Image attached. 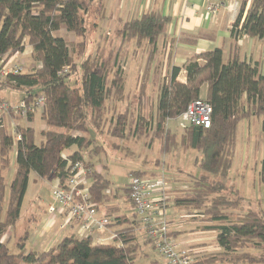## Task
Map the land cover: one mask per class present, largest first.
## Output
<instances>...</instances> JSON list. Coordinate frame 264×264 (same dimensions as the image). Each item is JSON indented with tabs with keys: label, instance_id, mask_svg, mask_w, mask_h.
<instances>
[{
	"label": "trees",
	"instance_id": "16d2710c",
	"mask_svg": "<svg viewBox=\"0 0 264 264\" xmlns=\"http://www.w3.org/2000/svg\"><path fill=\"white\" fill-rule=\"evenodd\" d=\"M104 17V0H0V57L9 60L29 46L35 63L31 71L10 77V87L0 86V91L39 90L40 95L29 93L24 101L34 106L43 96L44 105L35 107L25 119L32 123L35 111L41 109V119L46 124V129L41 131L42 141L37 145L32 127L15 125V132L20 136L16 140L0 119V264H136L139 250L136 224L128 217L110 219L113 214L108 215L109 226L127 224L115 231L114 244L95 243L92 237L66 236L44 251H27L28 235L25 234L16 244L18 252L12 254L9 245L3 241L20 220L30 175L34 173L43 181L64 183L71 175V163L82 162L92 168L88 176L89 189L97 208L118 198L123 191L135 211L129 182L127 187L116 188L111 198L113 183L91 164L103 147L87 136V125L89 120L99 128L106 102L110 98L116 101L124 98L125 74L119 67L124 47L132 41L139 46L146 43L150 48V61L158 53V41L166 36L172 18L151 11L123 22L116 31L121 43L115 52L111 49L105 57L97 51L96 56L85 57L87 35L97 31ZM62 29L82 38L76 44L78 59L85 57L81 63L74 61L70 43L56 36ZM231 33L235 43L244 36L263 40L264 0H253L247 10L244 4ZM65 68H68V74L62 75ZM169 70L157 97V122L149 130L153 129L163 154L170 153L178 145L184 151L199 153L195 166L201 170V175L195 178L192 191L173 200L170 198L173 194L169 195L170 202L174 201L177 207L201 210L205 222L211 224L201 229L217 233L216 243L221 251L203 256L197 264L225 261L264 264V213L248 210L237 218L231 217L228 211L240 207L241 198L227 180L233 165L239 125L252 117H261L264 133L261 66L258 62L241 60L236 54L225 59L223 49L215 48L195 55L182 68L174 66ZM182 70L186 74L185 83L179 81ZM204 87L207 91L202 96ZM199 99L212 107V122L208 129L188 125L180 137L165 130L168 121L178 120L188 105ZM11 117L18 122L24 118L21 115ZM124 127L125 121L119 117L110 134H123ZM14 147L15 173L5 206L7 183L4 173L11 164ZM72 148L76 150L66 155L65 152ZM84 152L90 163L86 162ZM131 176L142 177L139 173ZM259 177L264 183V159Z\"/></svg>",
	"mask_w": 264,
	"mask_h": 264
},
{
	"label": "rangeland",
	"instance_id": "374dc122",
	"mask_svg": "<svg viewBox=\"0 0 264 264\" xmlns=\"http://www.w3.org/2000/svg\"><path fill=\"white\" fill-rule=\"evenodd\" d=\"M109 1L110 0H107V2ZM135 2L136 0H131L129 3L134 5ZM112 28V22H109L106 18L100 23L99 29L96 32L91 31L87 35L85 57H88L89 54L94 57L96 56L97 51L106 57L109 55L111 49H114V52L116 51L117 46L121 43V39H119L120 36L116 34L115 31L110 33ZM56 36L62 37L70 43L74 61L81 63V60L85 57L83 59H78V48L76 44L82 41V38H79L72 33H68L65 29L56 33ZM100 39V42L102 43H99ZM131 43L129 46L126 45L124 47L119 67L126 76L128 73H135L136 76L138 74L141 75L140 85L142 84L143 94L141 93L142 88L134 91L132 86H129L128 93L126 95L124 94L122 101H116L113 98H110L106 102L103 119L99 128L95 127V125L88 120L87 126L89 131L87 136L90 139H94L97 145L103 147V151L92 160L91 164L97 168H102L103 175L113 183L111 188V198L114 196L116 188L121 189L127 187L126 185L129 182L130 176L134 173H139L140 176L144 178H158L165 176L166 181L169 182L171 187L169 195L174 193V187H179L176 193H181V195H178L177 197H183L184 194L182 193L192 191L191 186L195 178L201 175V170L195 166V161L199 157V153L194 150L184 151V149L178 145L175 150L168 154H163L160 152V141L154 138L155 134L152 133L153 129L149 130L150 127H154L157 122L156 103L158 90L156 87L159 88L165 80L164 76L166 75L165 71L167 69L165 66V52H163L161 48L158 53L153 56V59L148 61L150 52L148 45L143 43L140 46L134 44V46L130 47ZM254 43L253 52L255 56H258L260 59L264 50V41L256 39ZM247 50L248 42L245 44L242 56ZM28 51L29 47L27 46L26 50L18 55L16 59L17 61L14 60L24 67L25 73L31 71L35 65L31 54ZM224 58H227V52L224 54ZM152 73H154L153 80L150 79ZM130 82L131 84L134 83L133 80ZM37 92L38 95H40L39 90L37 89L30 91L6 89L0 91V95L12 106L18 107L29 93L33 95ZM119 117H122L123 121H125V127L122 132L123 134L118 132L116 135H112L110 134V131H112ZM2 119L4 120V126L9 134L15 136L16 132L14 124H20L24 127H32L35 132V143L37 145L41 143V131L46 129V124L41 119V109L35 111L34 121L32 123L27 122L25 118L18 122L8 115H5ZM261 121V117H252L251 120L242 122L238 128L233 165L227 179L228 184L238 190L239 197L241 198L240 207L236 206L234 207L236 209L228 211L233 218H237L248 210H256L264 213V183L260 181L259 177L261 162L264 159V133L261 131ZM145 123L147 126H145ZM186 127L187 126L184 125L180 119L170 120L167 122L165 130L180 137L185 132ZM146 128L148 129L146 130ZM75 135L80 134L75 133ZM75 150L76 148H73V150H69L65 152V154L69 155ZM84 154L86 162L90 163L87 152H84ZM14 155L15 147L10 156L11 164L4 173L7 183L5 206L8 201L9 187L12 184L15 173ZM35 177L37 176L32 173L29 182L28 195L24 200L21 217L13 231L15 237L12 238L8 247L12 254L18 252L16 244L25 234L32 238L35 229L42 231V226L41 228L39 227V222L44 215L47 214L49 217L48 209L50 205L53 204L51 198L53 186L51 185V182L40 179L34 181ZM121 193L123 195L124 192L122 191ZM124 197L122 198L123 200L121 203H123V206L127 204L128 208H123L125 209L123 214L133 221V219H135L133 211L129 206V201ZM231 197L234 198L235 196ZM174 198L173 194L171 200ZM169 203L170 201H168V209L170 206L173 218L182 222V225H185L183 224V220H180L182 214L187 213L188 215V211L192 210L196 211L194 212L196 215H201L202 213L201 210L195 208L177 207L174 204V201H171L170 204ZM139 220L140 217L137 215L136 221ZM195 220L200 223L198 224L199 228L211 225L210 223L205 222V218L200 217ZM46 225L47 224L45 223L44 226L46 227ZM109 228L116 229L117 226H109L102 233L104 234L107 231L110 233L111 231ZM57 229L58 228H54L50 232L47 231L50 234L49 236H53L54 233L57 234ZM184 230H189V227L184 226ZM64 232L65 231L58 234L57 237H59V241L66 237ZM112 235L113 233L111 236ZM214 236L215 234L204 235L207 239L205 242L210 244L208 246L206 245L207 248H210L206 254L217 253V245L215 240L212 239ZM137 239L139 250L136 257V264H167L165 259L153 248V245L147 242L146 235L143 232H137ZM104 243L114 244V240L108 239L107 241L105 240ZM30 248L32 250H37L35 247L33 248L30 246ZM153 261L154 263H152ZM219 264L231 263L226 261Z\"/></svg>",
	"mask_w": 264,
	"mask_h": 264
},
{
	"label": "crops",
	"instance_id": "0c3cea01",
	"mask_svg": "<svg viewBox=\"0 0 264 264\" xmlns=\"http://www.w3.org/2000/svg\"><path fill=\"white\" fill-rule=\"evenodd\" d=\"M104 1H105L104 20L107 18L109 22H112V27H113L112 30H110V33L113 31L116 32L121 27V23L130 21L132 19L140 18L143 14L151 11H159L164 16H169L172 18V22L167 29L166 36L161 37L157 44V51H159L162 48L166 56L165 66L167 69L165 71L166 72V75L164 76L165 79L171 67L175 66L182 68L195 55L208 50H213L215 48H222L224 54L227 52L226 59H229L234 54H236L239 56L241 60H245L251 63L258 62L261 66L262 75H264V64H263L264 50L260 59L258 56H255L253 52L254 49L253 47L255 45L254 42L256 38H250L244 36L239 40L238 43H235L231 33V22H230L229 14L225 10H223L215 17L209 16L208 13L206 12L205 0H136L134 5L129 3L131 0H124V1L110 0L109 2H107V0ZM100 41L101 39L99 40V43H102ZM260 41H264V39ZM246 42H248V50L242 56ZM134 44H136L135 41L131 43L130 47L134 46ZM28 52L31 54L32 52L31 47H29ZM18 55L14 56L13 60H16ZM169 55L171 56L170 61H169ZM153 74L154 73L150 75L151 80H153ZM140 78L141 75L138 74L136 76L135 73H128L127 76L125 75V92H124L125 95L128 93L129 86H132V89L134 91H137L138 89L142 88L141 86L142 84L140 85ZM132 80L134 81V83L131 84L130 81ZM179 81L182 83L186 82V74L184 70H182L180 74ZM156 89L158 90L157 93H159L160 86L159 88L156 87ZM206 91L207 88L204 87L202 89V96L206 94ZM71 150H73V148ZM15 155H14V160H15ZM97 169H99L100 172H102L103 170L102 168H97ZM38 179H39L38 177H35L34 181ZM50 182L51 185L54 186L57 180ZM174 188H175L173 193L174 197L181 195V193L178 194L176 193L179 187H174ZM27 195H28V189L24 197V200L27 197ZM123 197L124 196L122 195V193H120L118 198H115L112 201L99 206L98 207L99 217H108V215L110 214H113V216L109 217L110 219H115L118 217H127L125 214H123V211L128 208L127 204L123 206V203H121ZM23 206H24V201L22 204L21 213L23 210ZM129 206L133 211L135 219H133V221H131L130 218L128 219L130 220L131 223L136 224V235L138 231L143 232L146 235L145 230L140 223V220L136 221L135 211L132 208L131 203H129ZM168 212H169L168 220L170 223L171 237L181 245V248L185 250H191L192 252H194L197 256L196 263H198L203 258V256L209 255L208 253L206 254V252H208L209 251L208 249L210 248H207L206 245L208 246L210 244L209 243L207 244L205 242V240L207 239L204 237V235L215 234V236L212 239H214L216 243L217 233L213 231H204L201 229V227L199 228L198 224L200 223L196 222L195 219L200 217L204 218V217L202 215H196V213H194L196 211L193 210L188 211V215L186 213L180 216V220H183V224H185L182 225V222L177 221L176 218H173L172 210L170 209V206ZM47 219L48 216L46 214L42 217L41 221L39 222L40 225L39 227L41 228L42 226V231H38L37 229H35L32 238L27 236L28 237V240L26 242L27 251L32 250L30 246L33 248L35 247L37 249L34 251H44L54 246L58 242H60L59 237H57L59 233L57 234L54 233L53 236H49L50 231L47 232L46 227L44 226ZM116 226H117L116 229L109 228V230L111 231L110 233L111 234L113 233L112 236L108 231L105 232L104 234L102 233L103 231L97 232L92 235L93 241L95 243H104L105 240L107 241L108 239H113L115 231L124 228V226H127V224L124 223V226H119L118 224ZM184 226H188L189 230H184ZM14 228L9 230L6 236H4L3 238V241L6 242L8 245L10 244L12 238L15 237L13 233ZM80 231H81L80 224L75 222L72 225H70V227H68L64 233L66 234V236L77 237ZM147 242H149L148 239ZM216 250L217 253L221 251L220 248H218V246ZM152 263H154V261ZM219 263L221 262H218L217 264Z\"/></svg>",
	"mask_w": 264,
	"mask_h": 264
},
{
	"label": "built area",
	"instance_id": "2783aa9c",
	"mask_svg": "<svg viewBox=\"0 0 264 264\" xmlns=\"http://www.w3.org/2000/svg\"><path fill=\"white\" fill-rule=\"evenodd\" d=\"M252 1L205 0L206 12L209 16L215 17L225 10L229 14L232 30L241 15L244 4L247 10ZM245 15L246 12L243 17ZM23 72L24 67L13 58L7 60L6 57H0V86L10 87V77ZM65 74H68V68L63 70L62 75ZM44 102V97L40 96L34 106H29L23 101L18 107H14L0 95V119L2 120L3 115H21L26 118L35 110V107L41 108ZM212 112L211 105L199 99L190 103L179 119L186 126L208 129L212 122ZM15 138L19 140L20 136L16 133ZM69 168L71 175L67 181L61 183L57 180L53 186L51 193L53 204L48 209L47 231L58 228L57 233H60L76 222L81 226L79 238L92 237L93 234L109 227L110 220L108 217H99L97 205L92 200L88 180L92 168L82 162L71 163ZM95 170L100 172L96 167ZM129 187L130 199L140 217L147 239L159 255L167 264H197L196 254L181 248V245L171 237L168 220L171 187L166 177L130 176Z\"/></svg>",
	"mask_w": 264,
	"mask_h": 264
}]
</instances>
